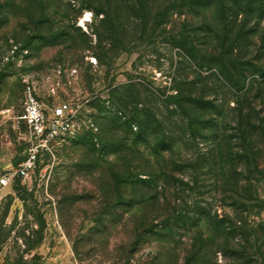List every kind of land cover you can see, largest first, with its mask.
<instances>
[{
	"label": "rangeland",
	"instance_id": "1",
	"mask_svg": "<svg viewBox=\"0 0 264 264\" xmlns=\"http://www.w3.org/2000/svg\"><path fill=\"white\" fill-rule=\"evenodd\" d=\"M143 2L0 0V175L26 154L24 81L47 117L63 103L76 109L70 130L49 142L30 173L0 187V264H264V180L255 176L256 200L235 209L214 190L198 136L179 144L180 168L165 191L183 221H153L148 232L143 211L128 201L127 169L116 196L111 173L127 155L96 137L121 86L138 82L143 103H160L179 61L190 66L182 74L195 77L161 25L140 38ZM168 19L171 34L185 28L190 36L200 21L185 11ZM212 92L232 116L233 92ZM196 212L213 222L198 221Z\"/></svg>",
	"mask_w": 264,
	"mask_h": 264
},
{
	"label": "trees",
	"instance_id": "2",
	"mask_svg": "<svg viewBox=\"0 0 264 264\" xmlns=\"http://www.w3.org/2000/svg\"><path fill=\"white\" fill-rule=\"evenodd\" d=\"M156 2H143L140 38L150 37L161 25L164 33H170L171 45L193 62L195 77L189 78L187 72L183 75L181 71L190 66H181L179 61L177 75L161 89L160 103H143L138 82H127L112 101L115 113L107 110L109 115L98 125L96 137L102 145H115V152L126 153L125 167H115L111 173L116 196H121L119 186L127 169L128 201L143 211L148 232L153 221L176 223L186 218L165 193L169 179L180 168L176 152L184 138L198 136L205 141L207 149L200 157L210 162L213 188L235 209L256 200L253 182L258 177L264 180V25L259 41L250 42L264 24V0ZM175 11L194 14L200 20L190 30L194 35L185 33V28L176 34L166 28ZM104 14L102 21L110 22ZM200 70L207 74L203 76ZM220 86L235 97L230 117L222 102L211 97ZM195 216L210 223L214 219L209 213L196 212Z\"/></svg>",
	"mask_w": 264,
	"mask_h": 264
},
{
	"label": "built area",
	"instance_id": "3",
	"mask_svg": "<svg viewBox=\"0 0 264 264\" xmlns=\"http://www.w3.org/2000/svg\"><path fill=\"white\" fill-rule=\"evenodd\" d=\"M76 109L63 103L52 110L47 117L37 99L33 86L24 81L23 111L20 119L28 130L26 139V154L24 159L14 169H7L0 175V187H5L15 177H26L34 168L39 155L48 149L49 142L59 134L66 133L72 126L71 118Z\"/></svg>",
	"mask_w": 264,
	"mask_h": 264
}]
</instances>
